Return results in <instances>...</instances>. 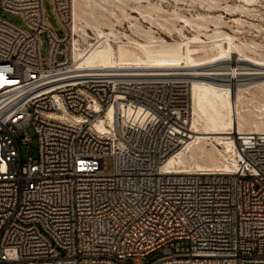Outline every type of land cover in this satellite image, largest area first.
Returning a JSON list of instances; mask_svg holds the SVG:
<instances>
[{"label":"built area","instance_id":"obj_1","mask_svg":"<svg viewBox=\"0 0 264 264\" xmlns=\"http://www.w3.org/2000/svg\"><path fill=\"white\" fill-rule=\"evenodd\" d=\"M50 2L63 36L44 0H0L23 22L0 13V264H264V134H234V171H165L191 135L185 82L74 66L73 0Z\"/></svg>","mask_w":264,"mask_h":264},{"label":"bare ground","instance_id":"obj_2","mask_svg":"<svg viewBox=\"0 0 264 264\" xmlns=\"http://www.w3.org/2000/svg\"><path fill=\"white\" fill-rule=\"evenodd\" d=\"M161 1L73 0L72 64L93 71L185 82L190 98L185 125L191 135L163 169L234 171L238 162L234 134H264V43L239 37L245 23L264 30L260 20L244 18L259 16V12L264 18L256 5L261 0L226 4L230 11L239 8L243 13L234 14L233 24L223 13L211 11L220 0H190L207 6L190 15L174 7L169 10ZM124 22L130 32L121 29ZM148 22L161 25L171 39L166 37L169 34L158 35L153 25H145ZM213 63L226 66L210 67ZM114 111L111 106L96 127L103 130L113 125Z\"/></svg>","mask_w":264,"mask_h":264},{"label":"rangeland","instance_id":"obj_3","mask_svg":"<svg viewBox=\"0 0 264 264\" xmlns=\"http://www.w3.org/2000/svg\"><path fill=\"white\" fill-rule=\"evenodd\" d=\"M174 1L175 0H173V1L172 0H162L161 2L169 10H173L175 8H178L182 12H184V13H186L188 15H190L191 13H196L198 10H204L205 9L204 7L207 8V6H205L206 3L203 6L202 4H200L199 2H196V1L190 2V0H182V1H178V3H177V1H175V4H174ZM236 2L237 3L239 2L238 4H240V1H237V0H220L219 3H217L218 5L215 8H213L211 11L215 12L216 14L223 13V16L226 17V21H228V22L231 21L229 24H233V19L235 17L234 14H236V17H239V16H242L243 13L241 11H239L240 10L239 8H237L235 10V12H234V11H230L229 7H225V6H226V4L237 5ZM260 3L261 4H259V1L256 3V5L259 7V8L258 7L257 8L261 9L262 10L261 13L264 14V0H261ZM44 8H45L46 16H47L51 26L56 30L58 36H63L64 31L60 28V24L58 23L55 15H54V12H53V9H52V4H51L50 0H44ZM205 10H207V9H205ZM258 12H256V13L258 14ZM0 13L6 15L9 20L14 21V22H16L19 25L23 24V22L20 19V17L18 15H16V14H13V13H10V12H6V11H0ZM244 18H253V20H257L258 19L257 20L258 23H260V21L262 23H264V18H261L260 12H259V16L258 15H256V16H247V17L244 16ZM257 21H255V22L257 23ZM124 23L125 24L122 25L123 27L121 26V29L127 30L128 32H130L129 28L127 27L128 26V22H124ZM145 25H147V26H152L153 25V28L155 29V31L157 32L158 35H160L162 33L161 35H163V36H166L167 34H169V35L166 36L168 39H171V37H172V35H170V33L168 31L164 30V28L161 25H159V24L158 25L157 24H151V23L148 22V24L145 23ZM247 25H249V24H247V23L244 24V29L242 31H240L239 37H241L242 39H249V40L251 38H254L257 41H260V42L264 43V30L262 29L260 31L258 29V27L256 28L255 25H250V27L247 26ZM155 26L157 28H155ZM161 27L163 28V30L161 29ZM262 28H264V26ZM227 29L232 31L230 26H227ZM48 47H49L48 38H47V35L45 33L43 35L42 48H41L42 49V54H43L44 57L48 53ZM235 56L238 57L239 55L234 54V57ZM59 58H62V55H59ZM213 64L210 67H224V66H226V63H218V64L215 63L214 65ZM29 129H30V134H31V139L32 140H31V142L29 143L28 146H23L22 147V155H23V159L24 160H26L28 158V156L36 157L38 155V152H39V142H38L37 133L35 132L33 127H30ZM105 161L107 163L106 172L107 173L112 172L113 171V158L110 157V156H107L105 158ZM188 251H189V242H188V240H181L180 243L178 245H176V247H175V252L180 253V254L187 253ZM161 255H162V253L160 251H156L154 253H151L143 261V264H148L150 262H153L156 259H158Z\"/></svg>","mask_w":264,"mask_h":264}]
</instances>
